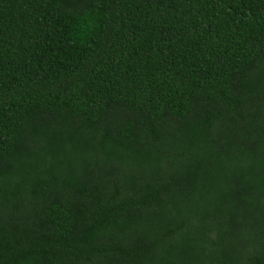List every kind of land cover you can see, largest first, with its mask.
Segmentation results:
<instances>
[{"label": "trees", "instance_id": "obj_1", "mask_svg": "<svg viewBox=\"0 0 264 264\" xmlns=\"http://www.w3.org/2000/svg\"><path fill=\"white\" fill-rule=\"evenodd\" d=\"M0 264H264V0H0Z\"/></svg>", "mask_w": 264, "mask_h": 264}]
</instances>
